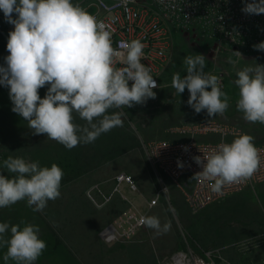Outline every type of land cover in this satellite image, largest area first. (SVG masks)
Instances as JSON below:
<instances>
[{"label":"rangeland","instance_id":"obj_1","mask_svg":"<svg viewBox=\"0 0 264 264\" xmlns=\"http://www.w3.org/2000/svg\"><path fill=\"white\" fill-rule=\"evenodd\" d=\"M74 3L91 15L96 12L95 0ZM13 28L0 11V65L9 54L6 45ZM172 34L170 65L156 98L115 110L125 113L122 127L71 150L47 139L46 134L33 135L27 122L12 112L9 89L0 85V174L12 175L3 167L8 156L39 161L42 167L56 164L64 173L60 197L50 200L42 212H34L26 201L0 208V223L39 227L47 247L35 264H163L178 252L202 255L209 251L233 264H264V184L192 214L180 189L163 175L161 179L157 176L145 153L148 141L184 140L185 128L206 121L238 127L254 138V144L264 145V124L243 119L236 108L239 90L234 83L237 71L256 63L264 65V51L216 52L194 31ZM196 54L206 57L205 71L220 77L222 91L229 97V107L222 115L209 117L206 110L196 113L187 104L188 90L178 94L171 86L174 73L182 78L187 74L184 58ZM46 91L47 86L39 90L41 98ZM75 123L83 126L86 121L76 116ZM198 140L215 141L218 137ZM121 174L132 177L137 190L126 183L119 185ZM131 211L139 220L158 217L161 225L169 228L157 233L141 225L132 234L137 222L130 218ZM120 219L125 222L118 227L117 238L106 240L103 232ZM5 253L6 248L0 247V264H5Z\"/></svg>","mask_w":264,"mask_h":264},{"label":"clouds","instance_id":"obj_2","mask_svg":"<svg viewBox=\"0 0 264 264\" xmlns=\"http://www.w3.org/2000/svg\"><path fill=\"white\" fill-rule=\"evenodd\" d=\"M0 11L5 22L14 26L8 33L9 54L0 65V85L9 89L12 112L27 122L33 135L46 134L71 150L122 127L125 113L115 110L156 98L153 89L160 86L151 68L141 62L143 43L121 41L123 52L118 51L111 33L74 0H0ZM241 11L264 14V0H251ZM253 48L264 51V42ZM121 56L124 66L117 67ZM205 61L203 54L186 56L187 74L182 78L174 73L171 86L178 94L188 90L187 104L196 113L206 110L215 117L228 109L229 97L222 91L220 77L205 71ZM236 75L237 110L247 122L264 124V65L246 66ZM45 86L41 98L39 90ZM76 116L86 124L75 123ZM183 150L187 152L188 146ZM262 153L264 148H257L251 135L241 133L231 143L222 142L193 160L202 169L197 174L220 191L251 178L264 163ZM177 164L184 166L179 160ZM3 167L12 175L0 174V208L26 201L34 212H42L50 200L60 197L64 173L58 165L42 167L39 161L8 156ZM140 223L157 233L169 228L155 216L141 217ZM21 224L0 223L5 264H35L47 247L38 226Z\"/></svg>","mask_w":264,"mask_h":264},{"label":"built area","instance_id":"obj_3","mask_svg":"<svg viewBox=\"0 0 264 264\" xmlns=\"http://www.w3.org/2000/svg\"><path fill=\"white\" fill-rule=\"evenodd\" d=\"M248 2L251 0H95L96 12L93 16L104 30L111 33L113 47L118 51L123 52L119 49L121 41L139 40L143 43L141 62L151 68V75L160 86L153 89L156 92L161 88L170 65L173 31H194L216 52L253 50V45L264 42V14L248 15L242 12L241 9ZM116 66H124L123 56ZM183 133L187 135L184 140L148 141L145 143V153L157 176L160 178L163 175L180 189L192 214L246 188L264 184V163L251 178L238 184L225 185L220 191H214L211 182L197 174L202 169L193 157L209 153L222 142L231 143L236 135L243 133L240 128L206 121L185 128ZM211 135L217 136L218 140H198L199 137ZM183 146H188L189 150L185 152ZM255 146L264 148V145ZM178 160L183 163L182 168L178 167ZM117 182L136 189L132 177L125 174L119 175ZM134 219L136 224L142 225L137 217ZM134 231L133 228L132 234ZM118 234L117 227L112 238L110 235L103 237L112 241ZM163 264L233 263L209 251L202 255L178 252Z\"/></svg>","mask_w":264,"mask_h":264},{"label":"bare ground","instance_id":"obj_4","mask_svg":"<svg viewBox=\"0 0 264 264\" xmlns=\"http://www.w3.org/2000/svg\"><path fill=\"white\" fill-rule=\"evenodd\" d=\"M137 190V189H136ZM136 214L134 213V212H130V218L131 219H134V218H136ZM126 217H127V215H126ZM125 222V219H120V221L119 222H116V226L117 227H120L121 225H122V223H124ZM139 225L140 224H135V225H133V228L134 229H136L137 227H139ZM115 227V226H114ZM117 227H115V228H113V227H108L104 232H103V236H106V235H110V237L112 238V235L117 231ZM126 232V231H125ZM133 233H136L135 231L133 232ZM179 257H181V256H179ZM180 259V258H179Z\"/></svg>","mask_w":264,"mask_h":264},{"label":"water","instance_id":"obj_5","mask_svg":"<svg viewBox=\"0 0 264 264\" xmlns=\"http://www.w3.org/2000/svg\"><path fill=\"white\" fill-rule=\"evenodd\" d=\"M110 227H113V228H115L113 224H112V225H110Z\"/></svg>","mask_w":264,"mask_h":264},{"label":"crops","instance_id":"obj_6","mask_svg":"<svg viewBox=\"0 0 264 264\" xmlns=\"http://www.w3.org/2000/svg\"><path fill=\"white\" fill-rule=\"evenodd\" d=\"M124 184V183H123ZM123 184H121V185H123Z\"/></svg>","mask_w":264,"mask_h":264}]
</instances>
